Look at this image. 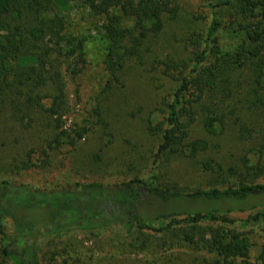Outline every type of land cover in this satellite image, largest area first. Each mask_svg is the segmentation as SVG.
I'll return each instance as SVG.
<instances>
[{
	"label": "trees",
	"instance_id": "16d2710c",
	"mask_svg": "<svg viewBox=\"0 0 264 264\" xmlns=\"http://www.w3.org/2000/svg\"><path fill=\"white\" fill-rule=\"evenodd\" d=\"M208 7L210 20L205 34L193 33L187 38L188 58L159 60L152 68L159 79L174 84L163 121L150 127L155 133L161 132L158 155L185 149L194 158L208 150L205 138L188 140L190 128L197 121V108L201 107L198 117L205 132L215 136L225 131L228 121L220 108L230 106V102H234V113L244 119V124L236 122L242 140L256 142L261 133L264 141V0H212ZM76 8H85L101 21L105 41L101 64L106 74L101 94L124 86L122 73L128 61L141 63L150 54L156 56L154 47L167 20L178 12L174 0H0V124L10 119L26 122L29 128L35 123L33 112L46 115L55 131L48 142L50 150L62 144L74 146L89 128L106 124L95 97L82 121L87 127L79 128L74 136L63 129L67 105L64 83L59 70L45 57L54 50L65 68L75 74L85 66L86 39L68 33L58 37L54 47L44 49L41 41L45 26L52 36L58 34L65 16ZM29 15L35 19L43 16L42 26L21 21ZM221 34L237 38V43L223 49ZM48 88L51 95L45 93ZM136 92L132 86L131 95ZM246 94L259 106L245 105ZM250 119L256 125L254 129L246 126ZM42 155L44 166L49 162L46 149H42ZM260 164L254 167L257 171L263 170ZM199 165L205 171L221 170L216 161ZM259 200H264V182L183 192L161 185L155 173L117 184L93 182L64 189H37L0 180L1 254L13 264H42V247L55 235L127 224L144 232L136 247L145 245V236L150 234L147 231H151L161 234L163 243L170 237L198 244V248L213 254L206 264H257L249 261L250 239L226 227L231 221L224 215L255 210ZM222 203L228 207L220 209ZM263 220L264 210H256L242 228L258 226ZM151 221L161 224L154 229L148 225ZM203 226L213 228L210 237L203 236ZM187 227L198 229L199 235L187 232ZM258 258L264 264V243L259 246ZM49 260L54 262L49 264H68L53 256Z\"/></svg>",
	"mask_w": 264,
	"mask_h": 264
},
{
	"label": "rangeland",
	"instance_id": "374dc122",
	"mask_svg": "<svg viewBox=\"0 0 264 264\" xmlns=\"http://www.w3.org/2000/svg\"><path fill=\"white\" fill-rule=\"evenodd\" d=\"M210 1L174 0L178 12L173 19L167 20L168 25L154 47L156 56L150 54L141 63L128 61L122 73L124 86H117L108 94L99 92L106 76L101 64L105 46L101 21L92 17L85 8H76L65 16L58 34L52 36L44 25L43 49L45 46L54 47L58 37L68 33L86 39L85 66L75 74L65 68L62 57L52 53L54 50L45 57L53 62L54 69L59 70L64 83L67 105L62 116L63 129L74 136L79 128H86L88 124L82 121L88 116L95 97H98L106 124L89 128L74 146L62 144L50 150L48 142L53 139L55 131L52 120L46 115L33 112L35 123L29 128L25 127L28 125L26 122L20 124L5 120L0 124V180L37 189H64L93 182L117 184L155 173L161 185L183 192L225 188L240 182H264V141L261 133L256 142L242 140L236 122L241 120L244 124V119L234 113V102H230V106L227 103L226 107L221 106L220 111L228 122L225 131L215 136L205 132L198 117L202 114L201 107L197 108V121L190 128L188 140L205 138L209 142L208 150L196 154L194 158L185 149L174 154L168 151L157 154L161 132L155 133L150 127L163 121L165 103L170 100L174 84L159 79V74L152 68L159 60L188 58L190 48L187 38L193 33L205 34L210 20ZM41 18L29 15L21 21L29 26L41 27ZM221 43L223 49H229L237 43V38L221 34ZM34 54H38L36 50ZM132 86L137 91L134 96L131 95ZM45 93L51 95V89L48 88ZM247 97L246 94L245 105L247 102L249 107L259 106L251 102L253 98ZM2 119L0 117V122ZM246 123L248 129L256 127L252 119ZM256 133L253 135L256 136ZM42 149H46L49 161L44 166H41L44 159ZM206 160L216 161L221 170L201 169L199 163ZM258 162H261L259 168L263 166L262 171L254 168ZM255 203L259 205L255 210L231 211L224 216L231 221L226 227L234 228L250 239L249 261L260 264L258 250L264 243V220L258 226L242 228V223L250 214L264 210V200ZM227 207L228 204L222 203L220 209ZM160 224L155 221L148 223L154 229ZM201 229L205 238L210 237L212 227L203 226ZM186 231L198 233V229L190 227ZM147 232L150 234L145 236V245L140 247L135 245L144 232L135 231L127 224L55 235L47 239L42 247L41 263H54L49 260L52 256L68 264H206L213 258L212 253L198 248V244L178 242L170 237L163 243L161 234ZM195 238L198 239V236ZM0 264H13L1 254V248Z\"/></svg>",
	"mask_w": 264,
	"mask_h": 264
}]
</instances>
